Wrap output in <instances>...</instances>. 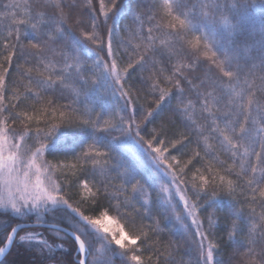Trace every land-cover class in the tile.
<instances>
[{"label":"snow or ice","instance_id":"1","mask_svg":"<svg viewBox=\"0 0 264 264\" xmlns=\"http://www.w3.org/2000/svg\"><path fill=\"white\" fill-rule=\"evenodd\" d=\"M0 45V264H264V0H7Z\"/></svg>","mask_w":264,"mask_h":264},{"label":"trees","instance_id":"2","mask_svg":"<svg viewBox=\"0 0 264 264\" xmlns=\"http://www.w3.org/2000/svg\"><path fill=\"white\" fill-rule=\"evenodd\" d=\"M5 2H7V0H0V3H5ZM79 3H80V6L83 7L84 0H79ZM93 3L95 5V7L98 9L99 8V0H93ZM48 10L51 11V9H48ZM249 15H252V16L255 17L256 23H257V26H258L259 25L260 17L262 15V12H261L260 7L257 5L254 8H250ZM85 19H87L86 14H85ZM109 24H111V21H109ZM124 24L130 25V27L133 28V29L136 27L134 24H132L130 17L125 18L124 20L121 21V25L123 26ZM146 28H147V25H145V30H146ZM73 31H75L77 33V35H79V30L76 29L75 27H73ZM187 38L190 39L191 38V34H188V37ZM22 40H23V36H22ZM24 42L26 43L27 41L24 40ZM137 42L138 41H135V40L133 41V43H137ZM89 47H94V46L89 45ZM2 51H3V48H2V45H0V52H2ZM100 55L101 56H104L105 54L104 53H100ZM89 63H91V61H89ZM18 75L19 74L15 70H13L12 76H11L10 79L12 81H15V80L18 79ZM148 75H149L148 72L141 73V72L137 71L136 73H134L133 74V78H131L134 86L135 87H142L138 83V80L136 78L137 77H140V76H145L146 77ZM162 86H167V85L163 84V82H162ZM8 87L11 88L12 87V84L9 83ZM21 90H23L22 87H21ZM173 104H175V101H173ZM141 105H144L143 100H141L136 105V107L138 109V111L136 113V118H137V121L138 122H139V120L143 116L144 107H146V105H144V107H141ZM159 123H160V118L157 117L156 120L153 121V123L147 124V126H146V128H145V130H144V132L142 134L145 135V137L147 138L148 137V133L150 132V130L153 127H157L159 125ZM14 127H16V126H14ZM142 127H144V125H142ZM169 128L171 129L172 126L169 125ZM17 130H19V128H17ZM177 130L182 131L184 129L182 127H179ZM192 139H193V143L189 145V148H194L195 147V143H194L195 137L193 136ZM29 143H31V141ZM173 154H175V153H173ZM221 158L222 159H225L226 157L221 156ZM197 166H199V164ZM190 169H191V166H190ZM85 178H87V177L84 176V175L81 176V179H85ZM188 178L189 179L191 178V171H189ZM167 182H168L167 179H164V180H159L158 179V180H156V182L154 184V189L156 191H158L159 188H160V185L162 183H167ZM114 183H116L118 185L119 184V181L116 180V181H114ZM76 191H77V189L76 188H73L69 192V195L72 196L73 199H77ZM150 191H152V189H150ZM153 195H155V192H153ZM172 195H173V206L175 208V211L177 213L183 214V212H184V210H183V202L179 200V195L176 194L175 188H173ZM238 198L242 199V197H238ZM161 203H163V201H161ZM225 203H226V201H225ZM154 211H156V209H154ZM245 212H247V208H245ZM145 223H148V221H145ZM183 223L184 224H190L191 223L190 218L186 219ZM166 224H167V228L168 229H171L172 230V233H174V235L172 233H168L165 237H162L163 239H181L183 237V234L185 232V228H184V226H183V224L181 222H178V221L175 220L174 216L173 217H170V219L168 221H166ZM225 226H226L225 225V222L222 220L221 221V224H220V227L221 228H224ZM237 238L240 239L241 237L238 236ZM236 251H237L236 260L237 261H243L245 259V257L243 256V253H244L245 249L244 248H240V249H238ZM232 252H233V248L232 247H227L225 249V251H224L225 259H227ZM14 258L24 259L25 257L23 255L20 256V257H17L16 250L13 249L12 254L8 257V259H14Z\"/></svg>","mask_w":264,"mask_h":264}]
</instances>
